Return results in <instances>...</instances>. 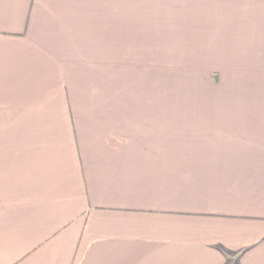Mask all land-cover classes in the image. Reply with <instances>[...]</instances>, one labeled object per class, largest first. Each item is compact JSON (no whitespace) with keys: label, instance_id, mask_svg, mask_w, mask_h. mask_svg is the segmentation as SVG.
<instances>
[{"label":"crops","instance_id":"obj_1","mask_svg":"<svg viewBox=\"0 0 264 264\" xmlns=\"http://www.w3.org/2000/svg\"><path fill=\"white\" fill-rule=\"evenodd\" d=\"M0 264H264V0H0Z\"/></svg>","mask_w":264,"mask_h":264},{"label":"rangeland","instance_id":"obj_2","mask_svg":"<svg viewBox=\"0 0 264 264\" xmlns=\"http://www.w3.org/2000/svg\"><path fill=\"white\" fill-rule=\"evenodd\" d=\"M156 38H158V44H159V58L157 61H159V67L158 69L160 70V77H161V94L166 95L167 90H168V35H159V36H154ZM145 39H148V36H144ZM145 53V52H142ZM149 54H151V52H148ZM164 98H161V102L162 101H166L167 100H163ZM180 101V100H179ZM177 102L178 105H184V100L183 103L182 101ZM161 105H163L161 103Z\"/></svg>","mask_w":264,"mask_h":264}]
</instances>
